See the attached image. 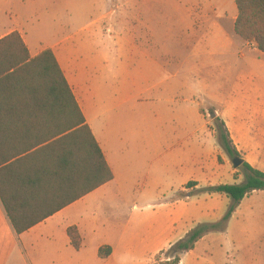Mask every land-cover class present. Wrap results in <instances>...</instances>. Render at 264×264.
<instances>
[{
  "label": "crops",
  "instance_id": "0c3cea01",
  "mask_svg": "<svg viewBox=\"0 0 264 264\" xmlns=\"http://www.w3.org/2000/svg\"><path fill=\"white\" fill-rule=\"evenodd\" d=\"M61 1L70 3L72 0H58L59 3ZM85 1H97L94 6L97 10H66L67 21L56 27L59 33L51 44L40 43L33 48L28 42L25 30L14 29L10 33L17 31L22 35L32 57L45 50H52L86 124L113 172L114 180L19 236L10 224L0 201V264H109L116 256L124 257L128 254L130 258L133 257L135 251L129 249L132 240V215L123 230L118 231L120 226L115 231L110 226L107 212L110 205L114 206L111 188L121 184L120 147L124 142L133 141V122L126 120L133 103L142 108L157 101L155 109L162 120L156 131L157 137L147 136L146 145L150 150L156 148L154 157L157 173L163 175V183L173 186L164 204L168 205L169 221L174 226L184 221L178 209L181 202H171L170 199L192 183V156L188 157L190 167L182 182L179 168L182 159L181 137L178 134L170 137L171 139L166 138L165 127L166 122L171 120L179 129L182 125L191 127L196 123H204L205 126L202 111L206 110L197 102L196 96H192L194 91L191 83L185 82L183 90L188 96L183 98V103L180 102L181 60L178 50L174 49L181 47L180 28H172V42L165 43L160 13L155 9L140 7L138 0H115L116 4L124 2L125 6L122 8L114 6L113 0ZM215 1L217 3L212 0H196L198 7L192 6V24L189 28L192 31L194 60L214 57L217 52L233 44L234 37L229 31L228 23H231L234 30L238 15L236 5L232 11H226L225 0ZM170 44L172 50H168ZM199 65H195V70L201 72L202 67ZM172 103L176 106L170 113L169 104ZM244 104L237 110L238 113L248 112ZM260 106L257 105L253 111L258 112L259 117L254 116L262 120L264 115L257 109ZM229 109V106H225L222 110ZM241 123L243 122L239 124ZM226 127L230 133L229 126ZM210 138L214 141L212 136ZM231 139L233 141V137ZM214 143L216 150V142ZM249 143L258 146L253 147V151L250 148L234 146L240 154L244 152V162L264 173V137L253 138ZM211 166L210 170L201 169V179H210L211 186L227 184L222 182L223 173L215 167L213 159ZM72 226L79 229L83 238L80 251H76L70 244L67 229ZM175 228L177 227H172L171 231L176 232ZM191 230L192 224L186 226L179 241ZM172 245L173 242H166L157 246L152 257ZM103 246L112 248V254L106 259H100L98 255ZM122 249L126 251H120Z\"/></svg>",
  "mask_w": 264,
  "mask_h": 264
},
{
  "label": "rangeland",
  "instance_id": "374dc122",
  "mask_svg": "<svg viewBox=\"0 0 264 264\" xmlns=\"http://www.w3.org/2000/svg\"><path fill=\"white\" fill-rule=\"evenodd\" d=\"M195 2L196 0L137 1L140 7L155 9L160 13L165 43L172 42V28H180L181 47L174 48L178 50L181 60L180 102L183 103V98L188 96L183 90L185 82L191 83L194 91L192 96H196L197 102L206 110L202 111L205 126L204 123H196L191 127L182 125L179 129L171 120L166 122L165 136L171 139L174 135H180L181 180L183 182L188 174V157L192 156V182L199 186H185L183 192L170 199L171 202H181L178 209L184 220L175 226L171 224L168 205L164 204L173 186L163 183V175L157 173L154 157L156 148H147L145 139L147 136L157 137L156 131L162 120L155 109L157 101L142 108L133 103L126 118L133 122V141L124 142L120 147L121 184L111 188L114 206L110 205L107 212L110 226L115 231L120 226L118 231L123 230L132 215V240L129 249L135 252L132 258L128 254L124 257L116 256L109 264H165L169 258L166 252L171 247L166 248L164 254L158 253L152 257L157 246L166 242H173L175 245L186 226L192 224L194 229L199 224L215 223L228 212L231 201L226 196L200 194L212 184L210 179H201L199 174L201 169L212 168V159L215 167L223 173L222 182L234 185L244 181L241 167L235 169L233 165V160L237 157H229L220 145L222 123L229 126L235 146L253 151V147L258 144L254 145L249 141L264 137V116L261 120L258 118L259 113L253 111L257 105H261L257 109L264 115V54L236 36L233 26L228 23L229 31L234 37L233 44L217 52L214 57L194 60L192 31L189 26L192 24V6L198 7ZM212 2L217 3L215 0ZM225 2L226 11H232L235 7L234 0ZM96 4L97 1L85 0H72L70 3H59L58 0H0V38L14 29H23L31 47L36 48L40 43L51 44L59 33L56 27L67 21L66 10L93 11L97 10L94 7ZM114 6L122 8L125 4L118 2ZM172 49L170 44L168 50ZM198 63L202 67L201 72L195 70ZM243 104L248 112L238 113L237 110ZM174 106L176 104H169L170 113ZM225 106L230 109L222 110ZM210 112L215 114V118L210 116ZM183 115L182 110L181 116ZM239 121L243 123L239 124ZM242 153L240 156L243 158L244 152ZM190 195L192 197H188ZM228 225L226 233L209 234L196 245L192 253L181 255V264H264V192L253 193L246 199ZM172 227H177L176 232L171 231Z\"/></svg>",
  "mask_w": 264,
  "mask_h": 264
},
{
  "label": "trees",
  "instance_id": "16d2710c",
  "mask_svg": "<svg viewBox=\"0 0 264 264\" xmlns=\"http://www.w3.org/2000/svg\"><path fill=\"white\" fill-rule=\"evenodd\" d=\"M235 5V34L264 54V0H235ZM221 127V147L229 157L242 159L226 125ZM241 175L240 184L209 186L200 193L226 196L229 210L215 223L199 224L171 246L165 264H181L180 256L194 251L207 235L226 233L241 203L264 192L263 172L243 161ZM113 180L52 50L32 57L19 32L1 38L0 201L15 233L29 231ZM67 234L71 246L80 251L79 229L69 227ZM111 254L110 246L98 253L100 259Z\"/></svg>",
  "mask_w": 264,
  "mask_h": 264
},
{
  "label": "water",
  "instance_id": "95a60500",
  "mask_svg": "<svg viewBox=\"0 0 264 264\" xmlns=\"http://www.w3.org/2000/svg\"><path fill=\"white\" fill-rule=\"evenodd\" d=\"M210 116H211L212 118H215V114L212 113V112H210ZM242 163H243V160H242V159L235 158V159L233 160V165H234V168H235V169L240 168V167L242 166ZM188 197H190V196H188Z\"/></svg>",
  "mask_w": 264,
  "mask_h": 264
}]
</instances>
